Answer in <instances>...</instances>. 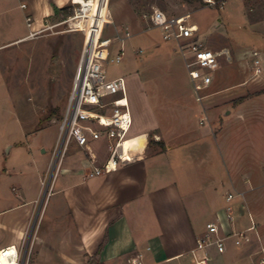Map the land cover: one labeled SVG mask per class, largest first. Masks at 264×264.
<instances>
[{
  "label": "crops",
  "instance_id": "obj_1",
  "mask_svg": "<svg viewBox=\"0 0 264 264\" xmlns=\"http://www.w3.org/2000/svg\"><path fill=\"white\" fill-rule=\"evenodd\" d=\"M232 1L229 6L244 21L249 37L239 47L222 45L213 49L227 48L231 57L227 60L223 56L226 64L221 66L223 72L218 77L214 74L211 86L218 88L211 94L234 99L232 108L225 111L240 114L242 135L249 122H255L258 128L264 116V0ZM71 2L0 0V34L22 32L18 26H28L27 16L32 18L33 31L39 30L45 20L61 15ZM228 3L224 0L223 5ZM30 32L6 39L0 47L29 39ZM256 68L259 73H255ZM140 96L147 97L142 93ZM141 97L138 100L135 93L128 95L133 117L128 136L136 138L132 143L140 147L128 165L102 176L87 175L94 165L108 158L109 141L102 137L90 140L85 147L76 143L70 146L56 168L45 199L42 196L39 200V196L53 152L43 168L38 162L31 175L18 168L0 173L1 191L10 188L5 206L0 209V230L8 233L0 248L13 243L28 244V264H129L133 259L144 264H192L191 250L206 225L222 213L230 192L243 193L234 202L235 227L250 226L254 217L247 208L249 192L264 183V171L252 172V167H248L242 172L245 179L230 178L232 190L218 195L214 180L209 181L214 177L209 174L211 138L201 135L199 119L203 112L193 95L180 90L169 92V98L184 99L179 103L168 100L169 106L161 107L159 118L148 99ZM222 101L225 100L219 103ZM222 108L221 105L214 112ZM151 134L161 140L150 141ZM140 137L144 139L137 145ZM224 139L227 144L228 136ZM151 142L161 149L149 153ZM249 143L256 148L252 159L261 165L264 158L259 157L258 142L250 139ZM242 155L249 161V155ZM201 162L208 175L201 174ZM216 206V212L211 214ZM209 216L202 226L201 217ZM239 248L243 247L229 241L223 250L210 247V264H215L217 255ZM250 253L245 257L246 264Z\"/></svg>",
  "mask_w": 264,
  "mask_h": 264
},
{
  "label": "rangeland",
  "instance_id": "obj_2",
  "mask_svg": "<svg viewBox=\"0 0 264 264\" xmlns=\"http://www.w3.org/2000/svg\"><path fill=\"white\" fill-rule=\"evenodd\" d=\"M228 2V5L221 6L220 2L210 5L208 0H109L111 22L102 32L103 38H112L109 46L110 60L104 62L108 77L124 76L128 95L135 93L139 100L141 93L145 94L147 97L141 98L144 101L148 99L147 102L153 106L158 118L161 107L169 106L168 100L179 103L184 99L169 98V92L180 90L193 95L203 112L199 119L201 135L205 133L211 138L212 160L209 162V174L214 177H210L209 181L211 183L214 180L218 195L232 190L230 178L237 181L245 179L242 172L248 167H252V172L264 171V116L259 120L258 128H255V122H249V127L244 129L241 135L240 114L225 111V108H232L234 99L212 95L211 92L216 90L218 85L204 90L201 93L203 98L200 99L192 87L186 59L179 44L162 38L160 29L150 21V14L157 8L172 16L189 13L191 22L198 27V42L211 49L222 45L232 49L247 43L249 34L244 21L235 14V8L229 6L233 1ZM76 8L78 6L71 2L65 12L49 19L48 22H61L73 15ZM90 14V11L81 12L85 18ZM19 17L21 19L22 15L19 14ZM18 28L22 29V32H1L0 43L34 29L27 25L22 28L20 24ZM65 28L66 25L63 24L34 38L0 47V173L5 169L13 171L18 168L31 175L38 167V162H41L39 164L43 168L53 152L58 127L69 103L86 40L82 31L63 32ZM60 30L62 32H58ZM118 36L124 37V41ZM121 47L124 52L122 60L119 63L112 62L111 59ZM223 64L226 63L222 56L220 65L213 72L216 77L223 72ZM223 99L225 101L219 103ZM221 105L223 108L218 113L214 112L215 108ZM161 124L165 125L164 127L170 126L168 123ZM225 136H228L227 144ZM250 139L259 144V157L263 159L261 165L252 159L251 154L256 148L249 143ZM152 140L161 139L152 135L150 141ZM160 149L161 146L151 142L148 151L153 153ZM244 153L251 157L248 156L249 161H245L246 156L242 155ZM248 163L250 164L247 166ZM203 164L204 162H201L199 165L200 172L208 175V171L203 170ZM48 176L49 171L44 176L45 185ZM45 185L41 189L39 200ZM6 195H10L9 186L5 191L0 188V209L5 206ZM247 208L251 211L254 222L256 221L264 244V183L249 192ZM20 210L23 211V208ZM216 210L217 206L211 214ZM210 217H201V225H205ZM7 236V232L0 230V242ZM241 247L243 248L236 252L228 249L226 255H217L215 264H246L245 257L257 244L253 238L251 245Z\"/></svg>",
  "mask_w": 264,
  "mask_h": 264
},
{
  "label": "built area",
  "instance_id": "obj_3",
  "mask_svg": "<svg viewBox=\"0 0 264 264\" xmlns=\"http://www.w3.org/2000/svg\"><path fill=\"white\" fill-rule=\"evenodd\" d=\"M74 1L72 0V3L78 8L73 15L58 23H49L48 19L45 20L44 26L39 30L31 31L29 38H34L46 30L54 29L63 24L66 25L63 32L82 31L85 34L90 16H87L86 22H83V18L86 17L81 15L84 4ZM95 2L97 3L98 0ZM219 2L223 6L224 0H208L210 5H216ZM190 19L189 13L172 16L158 8L150 14V21L160 29L162 38L165 41H175L179 44L181 53L186 59L192 87L198 97L202 99L201 93L211 87L213 83V72L218 66L220 58L224 56L229 60L231 56L227 48L213 50L198 42V27ZM26 20L28 26L31 27L32 18L27 16ZM110 22L111 17L108 10V15L102 21L100 37L89 46L85 40L69 103L53 150L48 181L46 185L43 184L45 185L43 199L49 193L56 168L73 143L85 147L90 140L106 137L109 141L108 158L103 163L94 165L87 174L89 177L110 174L120 166L128 165L135 160V153L139 151L140 147H135L134 144L125 147L128 140L134 139L128 136L133 124V117L126 79L121 75L109 78L104 68V62L110 60L109 46L112 38H103L102 32ZM58 32H62V30ZM126 35L129 36V33ZM118 38L122 41L125 39L121 36ZM123 55L124 52L121 47L111 61L119 63ZM259 71V68L255 69V73H259ZM242 195L241 192H230L226 195V204L222 213L217 214L216 219L206 225V231L198 238L196 246L191 250L192 264H210L211 258L208 252L210 247L223 250L228 241H232L238 247L251 245L253 238L257 247L250 253L249 264H264V244L257 224L253 221L246 228L238 229L235 227L234 202ZM28 261V244L20 246L13 243L0 248V264H28ZM129 264L144 263L142 260L133 259Z\"/></svg>",
  "mask_w": 264,
  "mask_h": 264
},
{
  "label": "bare ground",
  "instance_id": "obj_4",
  "mask_svg": "<svg viewBox=\"0 0 264 264\" xmlns=\"http://www.w3.org/2000/svg\"><path fill=\"white\" fill-rule=\"evenodd\" d=\"M74 2H82L84 4V12H88L91 10L90 19L87 23V28L85 32V39L89 46L91 43H93V41L97 40L100 37V29L102 27L103 18L108 15L109 0H98L97 3L95 2V0L89 2H87L86 0H75ZM83 22H86V18H83ZM142 138L144 139V137H140L137 145L141 144L143 140ZM135 140L137 139L134 138L132 140H128L125 143V147L132 146L131 144H134L132 142H135Z\"/></svg>",
  "mask_w": 264,
  "mask_h": 264
},
{
  "label": "trees",
  "instance_id": "obj_5",
  "mask_svg": "<svg viewBox=\"0 0 264 264\" xmlns=\"http://www.w3.org/2000/svg\"><path fill=\"white\" fill-rule=\"evenodd\" d=\"M66 15L68 16V15H69V13H66Z\"/></svg>",
  "mask_w": 264,
  "mask_h": 264
}]
</instances>
